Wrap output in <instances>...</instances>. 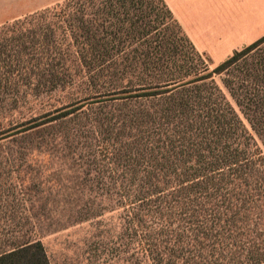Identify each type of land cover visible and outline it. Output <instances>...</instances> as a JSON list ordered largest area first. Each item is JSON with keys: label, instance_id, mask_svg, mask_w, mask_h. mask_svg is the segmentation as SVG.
Returning <instances> with one entry per match:
<instances>
[{"label": "trees", "instance_id": "trees-1", "mask_svg": "<svg viewBox=\"0 0 264 264\" xmlns=\"http://www.w3.org/2000/svg\"><path fill=\"white\" fill-rule=\"evenodd\" d=\"M211 64L164 0H66L0 26V84L19 103L64 90L97 99L23 131L40 153L82 162L83 197L182 210L190 235L146 249L151 264H264L263 239L236 235L264 197L251 193L264 186V36ZM0 247V264H51L39 239Z\"/></svg>", "mask_w": 264, "mask_h": 264}, {"label": "rangeland", "instance_id": "rangeland-1", "mask_svg": "<svg viewBox=\"0 0 264 264\" xmlns=\"http://www.w3.org/2000/svg\"><path fill=\"white\" fill-rule=\"evenodd\" d=\"M218 65L211 64V69ZM3 77L0 72V83ZM19 96L20 89L0 84V240L39 239L51 264H151L146 249L177 233L190 235L181 209L140 207L118 191L101 200L83 197L82 162H73L65 152L40 153L39 140L29 136L31 131L23 132L48 119L43 118L46 114L72 110V103L82 108L77 113L96 108L94 94L55 91L21 103ZM231 193L230 189L222 194ZM251 193L264 194V186L257 185ZM257 198L261 215L239 226L236 235L247 236L243 242L259 237L264 244V197ZM87 212L97 215L87 217ZM80 218L90 219L77 222ZM248 229L255 233L251 236ZM213 242L206 243L210 250Z\"/></svg>", "mask_w": 264, "mask_h": 264}, {"label": "crops", "instance_id": "crops-1", "mask_svg": "<svg viewBox=\"0 0 264 264\" xmlns=\"http://www.w3.org/2000/svg\"><path fill=\"white\" fill-rule=\"evenodd\" d=\"M66 0H0V26ZM195 48L221 64L264 36V0H164Z\"/></svg>", "mask_w": 264, "mask_h": 264}]
</instances>
